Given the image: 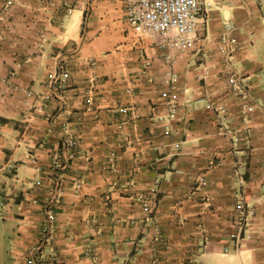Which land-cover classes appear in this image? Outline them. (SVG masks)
Instances as JSON below:
<instances>
[{
    "label": "crops",
    "instance_id": "1",
    "mask_svg": "<svg viewBox=\"0 0 264 264\" xmlns=\"http://www.w3.org/2000/svg\"><path fill=\"white\" fill-rule=\"evenodd\" d=\"M201 1L175 48L129 0H0V264H264V0Z\"/></svg>",
    "mask_w": 264,
    "mask_h": 264
},
{
    "label": "built area",
    "instance_id": "2",
    "mask_svg": "<svg viewBox=\"0 0 264 264\" xmlns=\"http://www.w3.org/2000/svg\"><path fill=\"white\" fill-rule=\"evenodd\" d=\"M204 10V3L201 0H129L125 18L127 23L138 33L160 35L162 46L181 48L189 45L196 38V32ZM231 29H233L231 25L226 27V31ZM221 40L219 51L226 57H229L231 45L235 39L230 37L228 33H224L221 36ZM89 64L93 67L95 61L92 60ZM225 75L227 84L233 94L243 97L245 94V84L242 82L239 73L229 66ZM52 80L49 82H52ZM93 80V77L90 78V81L93 82ZM32 97L33 92L28 91L24 103L30 105L29 99ZM50 97V92L41 95V99H48ZM172 103V112L174 113L177 104L175 100ZM35 108L39 112L44 111V106L41 102L36 104ZM219 111L223 117H226V107L220 106ZM66 146L72 151L76 146V139L69 136L66 139ZM72 156L73 151L70 152L68 159L72 158ZM199 184L204 186L206 180L200 177ZM237 208L241 214L235 218L236 228L230 233V236L231 239L240 241L246 236L244 235V227L247 225V216H251L254 211L252 207H244L243 204H240ZM50 215L53 214L50 213ZM34 250H30V253H33ZM30 262L32 263L34 260L31 258Z\"/></svg>",
    "mask_w": 264,
    "mask_h": 264
}]
</instances>
